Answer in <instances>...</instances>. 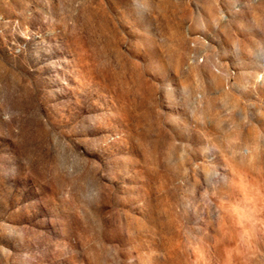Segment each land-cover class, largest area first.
I'll return each instance as SVG.
<instances>
[{
  "label": "rangeland",
  "instance_id": "374dc122",
  "mask_svg": "<svg viewBox=\"0 0 264 264\" xmlns=\"http://www.w3.org/2000/svg\"><path fill=\"white\" fill-rule=\"evenodd\" d=\"M0 264H264V0H0Z\"/></svg>",
  "mask_w": 264,
  "mask_h": 264
}]
</instances>
